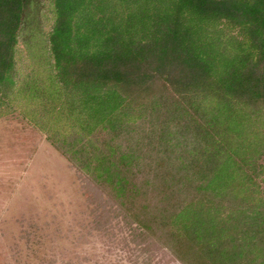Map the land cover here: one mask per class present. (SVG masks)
I'll list each match as a JSON object with an SVG mask.
<instances>
[{"label":"trees","instance_id":"16d2710c","mask_svg":"<svg viewBox=\"0 0 264 264\" xmlns=\"http://www.w3.org/2000/svg\"><path fill=\"white\" fill-rule=\"evenodd\" d=\"M38 7L0 0V117L47 120L91 228L130 264H264V0Z\"/></svg>","mask_w":264,"mask_h":264},{"label":"rangeland","instance_id":"374dc122","mask_svg":"<svg viewBox=\"0 0 264 264\" xmlns=\"http://www.w3.org/2000/svg\"><path fill=\"white\" fill-rule=\"evenodd\" d=\"M49 1L39 0L36 14L43 31ZM18 59L27 62L22 44ZM35 118L18 107L0 117V264H130L120 243L91 228L78 171L47 140V120ZM77 136L67 140L103 133Z\"/></svg>","mask_w":264,"mask_h":264}]
</instances>
